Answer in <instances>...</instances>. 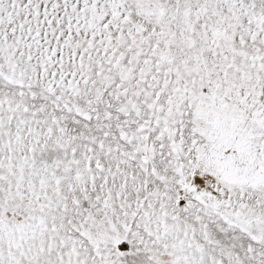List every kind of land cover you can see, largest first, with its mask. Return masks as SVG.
Listing matches in <instances>:
<instances>
[{"label":"snow or ice","instance_id":"6c2138e0","mask_svg":"<svg viewBox=\"0 0 264 264\" xmlns=\"http://www.w3.org/2000/svg\"><path fill=\"white\" fill-rule=\"evenodd\" d=\"M0 264H264V0H0Z\"/></svg>","mask_w":264,"mask_h":264}]
</instances>
